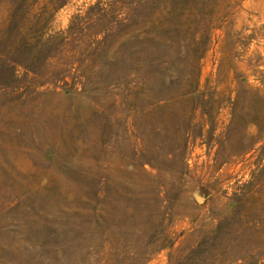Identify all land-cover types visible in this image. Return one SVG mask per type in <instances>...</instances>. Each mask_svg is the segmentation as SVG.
<instances>
[{
  "label": "rangeland",
  "instance_id": "obj_1",
  "mask_svg": "<svg viewBox=\"0 0 264 264\" xmlns=\"http://www.w3.org/2000/svg\"><path fill=\"white\" fill-rule=\"evenodd\" d=\"M0 264H264V0H0Z\"/></svg>",
  "mask_w": 264,
  "mask_h": 264
},
{
  "label": "bare ground",
  "instance_id": "obj_2",
  "mask_svg": "<svg viewBox=\"0 0 264 264\" xmlns=\"http://www.w3.org/2000/svg\"><path fill=\"white\" fill-rule=\"evenodd\" d=\"M173 105V104H172ZM250 119V118H249ZM247 121V120H246ZM247 123V122H246ZM248 124V123H247ZM250 128H251V126H250ZM219 159V158H218ZM222 161V160H221ZM230 161V160H229ZM232 163V162H231ZM231 166V165H230ZM230 170V169H229ZM227 171V170H226ZM228 172V171H227Z\"/></svg>",
  "mask_w": 264,
  "mask_h": 264
}]
</instances>
